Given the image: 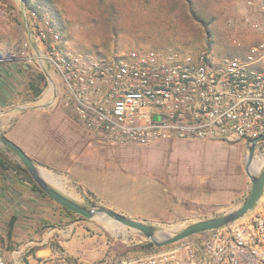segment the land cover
Returning a JSON list of instances; mask_svg holds the SVG:
<instances>
[{"label":"rangeland","instance_id":"1","mask_svg":"<svg viewBox=\"0 0 264 264\" xmlns=\"http://www.w3.org/2000/svg\"><path fill=\"white\" fill-rule=\"evenodd\" d=\"M26 3L30 7L26 6ZM22 10L24 14L36 11L40 17L51 20L59 35V46L66 52L113 55L141 47L177 48L191 52L207 48L217 57L223 54H237L258 37L247 23L248 17L257 18L258 14L248 10L245 0H0V12H5V16L0 15V50L15 53V58L10 62H15L26 72L20 86L23 99L27 100L28 106L33 105V100L38 96L34 97L30 83L31 74L42 72L46 79L41 82L43 91L39 98L50 99L47 107L57 111L58 115L52 117L51 114L44 122L42 119L38 120L44 125V140L40 139L39 129H32L27 138L34 142L35 147L28 149L33 153L32 157L41 163L38 165L47 176L58 165L70 166L68 158L74 159L70 173L74 181L67 184L49 175V182L67 194L73 193L72 188L83 193L85 187L88 195H94L82 179L92 169L89 164L90 157L95 154L102 155L104 152L108 158L106 181L96 188L103 197L117 196L122 202L124 197L137 190L140 195L150 192L170 196L179 203L183 202L182 206L172 208L173 211L178 208L179 213L173 212L170 222L146 221L160 229L177 232L194 222L228 213L207 212V202L200 197L212 192H239L243 185V179L239 175L245 173L243 155L240 154L236 158L234 182L230 183L233 188L230 189L223 187L228 182L221 178L216 180L221 170L194 171L201 168L211 169L221 164L225 158H229L231 148L227 144L204 147L199 145L198 141H193L177 146L172 145L177 141L172 139L152 144L130 142L118 146H102V143L97 141L100 138L97 134H90L76 122L68 127L66 118L59 117V114L68 113L73 119L72 113L54 101L56 86L60 87V77L50 66L40 68L36 62L37 51L33 46L25 44L28 35L24 20L26 17L23 16ZM235 38L240 41V46L233 43ZM28 55L33 56L34 62L25 61V56ZM24 65L29 67V71L24 69ZM34 124L38 126L37 122ZM0 135L5 136L6 129L1 131ZM88 139L99 144L92 148V145L87 143ZM52 145L59 146L61 154L66 156L64 164L63 155L58 157ZM11 156L17 157L13 153ZM182 164L191 168L184 170L180 166ZM41 196L45 204H59L48 195ZM179 197L183 200L177 199ZM124 201L125 203H120L128 209L141 207L145 210L151 205L146 200L137 203ZM80 204L101 206L96 200H86ZM57 206L62 208L61 204ZM235 207L230 210H235ZM66 213L69 220H84L91 234H105L108 257L157 250L147 247L146 244L150 240L130 227L112 221L89 220L73 211ZM51 227L52 224L46 223L43 231H48ZM205 236L204 232L187 239H202ZM16 248L19 249V246H6L7 250ZM2 251L4 253L3 248ZM16 254L19 256L16 259L6 256L10 264L17 260L28 263L36 259L33 249Z\"/></svg>","mask_w":264,"mask_h":264},{"label":"built area","instance_id":"2","mask_svg":"<svg viewBox=\"0 0 264 264\" xmlns=\"http://www.w3.org/2000/svg\"><path fill=\"white\" fill-rule=\"evenodd\" d=\"M258 14L247 23L255 41L237 54L211 49L134 48L113 55L66 52L54 23L36 11L26 45L40 68L61 78L55 100L108 146L161 140L231 141L264 134V0H245ZM0 15L5 16L1 11ZM33 19L34 21H32ZM235 45H241L234 39ZM39 50V51H38ZM15 53L0 50V65ZM28 63L33 56H25ZM148 253L107 257L104 264H264V201L234 224ZM0 264H10L0 247ZM11 264H83L64 250Z\"/></svg>","mask_w":264,"mask_h":264},{"label":"crops","instance_id":"3","mask_svg":"<svg viewBox=\"0 0 264 264\" xmlns=\"http://www.w3.org/2000/svg\"><path fill=\"white\" fill-rule=\"evenodd\" d=\"M23 11V10H22ZM23 16H25L23 11ZM27 35L29 33V20L26 21ZM35 48V47H34ZM3 51V50H2ZM35 51L36 48H35ZM39 51V50H38ZM6 52V51H5ZM40 67L41 64L37 62ZM24 69L29 67L24 65ZM26 72L22 70L15 62H9L0 65V132L6 129V135L11 140L20 145L31 157L33 153L28 148L34 146V142L27 138V134L32 132V129H39L41 134L40 139L44 140V125H42L39 119L44 122L51 114L52 117L58 116L57 111L48 109L47 104L49 100L45 98H39V96L33 100V105H27V100H24V95L20 89L22 80H24ZM61 85V78H59ZM54 101L55 96H54ZM25 102V104H23ZM59 117L66 118V125H75V119H73L68 113L59 114ZM37 122L38 126L34 123ZM77 124V122H76ZM79 126V125H78ZM8 130V131H7ZM95 139V137H93ZM174 140V139H173ZM172 145L183 146L184 144L198 141L199 145L208 147L212 144H227L231 148L229 158H225L224 161L213 166L211 169L201 168L194 170L196 172L207 170L220 171L219 177L223 181L228 182L223 187L232 189L231 182H234V175L236 169V158L238 155H243L246 161V155L248 153L247 139H236L234 143L230 141L221 140H204V139H175ZM180 140V141H178ZM97 141L102 143V146H106L105 142L98 138ZM164 141V140H162ZM168 141V140H165ZM87 143L95 147L96 141H90ZM99 146V145H98ZM35 147V146H34ZM42 148V146L40 147ZM52 148L56 149V155L61 157L63 153L59 151V146L52 145ZM264 154V142L259 144L256 157L259 154ZM79 156V155H78ZM34 158V157H33ZM71 159V160H69ZM79 159V158H78ZM66 161V156H62V164ZM70 166H56L54 171L49 173L52 178H55L59 182L69 183L74 181L70 175L74 159L68 158ZM38 164V161H36ZM108 163V158L103 152L102 155H94L90 157L89 164L92 165V169L88 171L86 176L83 177L85 186L90 188L94 195H88L85 187L84 192L72 188L73 193L67 194L58 189L55 185L49 182V175L47 181L58 191L76 202L95 201L101 206L113 209L123 214H130L132 218L148 222H170L172 214L179 213V209L174 211L173 207L182 206L178 200L172 199L170 196H160L158 194L148 192L146 195H140L136 190L135 193L124 197V200L130 202H138L146 200L151 205L149 208L143 210L141 207L128 209L124 200L122 202L119 197H103L96 189L106 181L105 171ZM187 164H182L184 170H189ZM264 167V161L257 164L258 171ZM214 168V170H213ZM85 175V174H84ZM239 177L243 179V185L240 187L239 192L226 191V192H212L201 196L202 200L206 201L208 207L207 212H229L232 207L238 208L246 200L252 189V182L249 176L245 173H240ZM213 179V178H212ZM42 194L32 188V185L24 180L20 175L15 174L12 171L0 170V245L4 250L5 256L8 258L16 259L18 253H26L33 249L36 257L54 254L58 250H64L72 258L83 264H104V259L108 255V244L106 236L103 233L91 234L86 222L84 220H69L66 210L57 206L59 204H45L42 200ZM177 199L183 200L182 197ZM261 201H264V191L261 196ZM121 202V203H120ZM181 211V210H180ZM46 223L52 224V227L48 231L43 227ZM17 245L19 249L7 250L6 246ZM111 255V254H110Z\"/></svg>","mask_w":264,"mask_h":264},{"label":"water","instance_id":"4","mask_svg":"<svg viewBox=\"0 0 264 264\" xmlns=\"http://www.w3.org/2000/svg\"><path fill=\"white\" fill-rule=\"evenodd\" d=\"M264 142V134L248 140V153L245 161V171L252 182V189L242 205L224 215L197 221L180 231L164 230L146 221L129 217L105 206H84L54 188L46 179L44 172L36 160L20 145L9 137L0 135V147L9 149L26 167L36 184L54 201L69 210L89 220L112 221L116 224L130 227L141 232L157 248L164 247L185 240L195 234L230 226L245 217L260 200L264 191V167L258 171L257 164L264 161V154L256 153L259 144Z\"/></svg>","mask_w":264,"mask_h":264},{"label":"trees","instance_id":"5","mask_svg":"<svg viewBox=\"0 0 264 264\" xmlns=\"http://www.w3.org/2000/svg\"><path fill=\"white\" fill-rule=\"evenodd\" d=\"M30 1V0H27ZM26 6H29V4L26 3ZM32 7V6H31ZM34 8V6H33ZM197 16V14H195ZM198 17V16H197ZM29 71V69H25ZM31 87L34 90V97L39 96L43 91V86L41 85V82L46 79L44 73H38V74H31ZM11 151L7 148H1L0 147V170L2 171H12L15 174L20 175L24 180L29 182L32 185V188L38 192H40L42 195L47 196V194L36 184V182L33 180V178L28 173L26 167L22 163L20 159L17 157L11 156ZM85 206V205H84ZM64 210L71 212L68 208L61 206ZM147 247L149 248H155L153 243L151 241L147 242Z\"/></svg>","mask_w":264,"mask_h":264}]
</instances>
